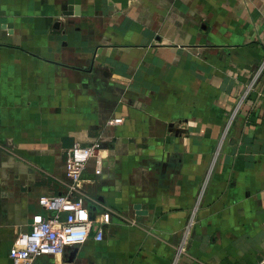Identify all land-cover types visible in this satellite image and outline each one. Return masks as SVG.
Returning a JSON list of instances; mask_svg holds the SVG:
<instances>
[{"label":"crops","instance_id":"1","mask_svg":"<svg viewBox=\"0 0 264 264\" xmlns=\"http://www.w3.org/2000/svg\"><path fill=\"white\" fill-rule=\"evenodd\" d=\"M75 143L91 236L33 264L264 261V0H0V264Z\"/></svg>","mask_w":264,"mask_h":264},{"label":"built area","instance_id":"2","mask_svg":"<svg viewBox=\"0 0 264 264\" xmlns=\"http://www.w3.org/2000/svg\"><path fill=\"white\" fill-rule=\"evenodd\" d=\"M121 123V118L109 121ZM98 145L75 143L66 159L65 173L69 180V191L60 195H48L40 198V205L47 214L33 215L29 228L20 232L8 251L11 264H33L35 259L44 255L62 256L69 247L84 243L90 236L94 220L85 205L83 195L76 197L83 171L89 159L96 154ZM61 213H65L62 217ZM107 222L110 212H104ZM103 230L98 228L94 238L102 240ZM264 264V261L258 263Z\"/></svg>","mask_w":264,"mask_h":264},{"label":"water","instance_id":"3","mask_svg":"<svg viewBox=\"0 0 264 264\" xmlns=\"http://www.w3.org/2000/svg\"><path fill=\"white\" fill-rule=\"evenodd\" d=\"M2 165V154H1V150H0V166ZM1 185H0V212L2 211V207H3V204H2V199H1ZM72 249V247H69L68 250Z\"/></svg>","mask_w":264,"mask_h":264}]
</instances>
